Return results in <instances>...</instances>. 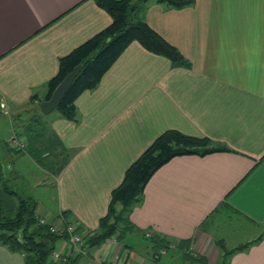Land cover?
I'll return each instance as SVG.
<instances>
[{"label": "crops", "instance_id": "1", "mask_svg": "<svg viewBox=\"0 0 264 264\" xmlns=\"http://www.w3.org/2000/svg\"><path fill=\"white\" fill-rule=\"evenodd\" d=\"M139 16L191 67L174 65L134 40L98 86L76 99L77 121L59 112L46 118L54 141L36 149L29 138L28 151L19 152L43 168L36 184L51 179L56 187L55 209L39 217L59 222L68 212L84 230L97 231L128 167L161 133L176 129L230 151L176 156L160 167L133 207L136 228L187 243L204 258L195 264L219 263L218 239L234 248L262 235L233 253L229 264H264V0H194L179 9L150 0ZM112 21L95 0H0V105L13 112L29 102L40 106L60 58ZM33 119L12 115L14 132L22 128L28 138ZM44 150L52 153L49 162L39 156ZM15 166V175L23 176ZM0 199L16 204L1 188ZM173 248L155 260L151 253L159 249L149 244L109 239L90 249L60 245L65 254L81 253L79 264H99L117 254L125 264L181 262ZM0 264L26 262L0 244Z\"/></svg>", "mask_w": 264, "mask_h": 264}, {"label": "trees", "instance_id": "2", "mask_svg": "<svg viewBox=\"0 0 264 264\" xmlns=\"http://www.w3.org/2000/svg\"><path fill=\"white\" fill-rule=\"evenodd\" d=\"M148 1L150 0H95L98 6L111 15L113 21L108 27L75 48L68 55L60 58L58 73L48 83V92L44 97L46 100L51 97L55 88L67 74L76 66L82 65L62 100L60 108L56 110L61 116L72 121L78 120L76 99L84 91L98 86L103 75L134 40L147 50L167 57L174 65L191 67V62L175 45L167 41L143 17L139 16V11L145 7ZM155 1L166 7L176 9L194 3V0ZM38 117L33 119L27 128L29 129L27 131L28 140L30 138L29 143L32 139H38V134L32 133L35 130V121L40 122V116ZM53 141L51 138V143ZM218 151H230V148L223 144H216L209 138L188 135L176 129H168L161 133L128 167L122 183L112 191L107 214L100 218L98 230L90 232L91 235L84 243L87 249L100 246L113 238L125 242L128 235L139 232L142 237L149 240V245L152 248L159 249L152 252L151 257L158 251L167 252L174 247L173 249L181 254L184 264L203 262L204 258L193 254L187 243H174V241L160 234L147 237V231L140 232L136 228L131 219V213L134 205L142 201L145 187L153 174L171 159L176 156L191 154L203 156ZM62 165L59 164L58 167H62ZM2 166L0 162V188L8 195L15 196L18 203L15 202V206L9 207L0 199V244L23 254L26 264H79L81 253L69 255L67 262L51 259V254L60 238V235L51 230L54 222L41 223V218L37 213L38 202L36 199L32 196H21L12 189L7 184ZM61 217L66 221L70 220L68 219V212L61 213ZM261 239L262 235L252 242H246L234 248H228L223 240L218 239L217 243L222 252L218 264H229L233 253L245 250L252 243ZM124 246L126 247L127 244Z\"/></svg>", "mask_w": 264, "mask_h": 264}, {"label": "rangeland", "instance_id": "3", "mask_svg": "<svg viewBox=\"0 0 264 264\" xmlns=\"http://www.w3.org/2000/svg\"><path fill=\"white\" fill-rule=\"evenodd\" d=\"M0 108L6 111V113H2V114L0 113V162L3 165L2 167H3L5 178L7 180V184L12 189L16 190L18 194H20L21 196L34 197L36 201H38L40 204L38 211H37L38 215H40L41 212L43 211H46L49 209H55V206L57 205V194H56V187L54 185V181L50 179V181H47V183L44 185L36 184L38 179H41L40 177H43V174H44L43 173L44 171H42L43 168H41L40 165L35 164L34 163L35 161H33L34 160L33 157H32L33 159L32 160L31 156H29L28 154L19 153V152L17 153V152L10 150L5 140L9 136H12V134L14 133V130H13L14 127L12 124V122L14 121H12V115L21 114L22 118L25 120L23 122H28L29 118H32V117L39 118L38 116H40V122L37 123L35 121V125H34L35 130H33L32 132V133L38 134V139L37 138L36 140L34 139L36 141L35 143L36 149L39 143L45 146L50 145L51 144L50 140L52 138V135L49 131V125L47 124L44 125L43 123L46 118L47 119L49 118V116L58 114V111L55 110L49 114H46L42 111L38 103H32V102H29L25 105L18 107L17 110L14 112L7 109V106H5V104H1ZM16 133L19 135H23V136L25 135L23 133L22 128H19V131H17ZM28 149L29 148H27L26 150L28 151ZM46 151L48 150H44V153H40L39 156L42 159L44 158L43 159L44 162H49L50 160H52V153L50 151L49 152H46ZM18 160H19V163H18ZM18 164H19V167H21L22 169L21 174H23V176H20V177L16 176L13 171L14 166L15 165L17 166ZM42 164H45V163H42ZM43 166L45 167V165ZM43 182L44 180L42 181V183ZM11 197H12V200L18 203V200L15 196H11ZM55 219H56L55 217H52V219H49V220L50 222H53ZM125 241L131 244L133 243V244H139V245L140 244L141 245L150 244L149 240L145 239L141 235H137L136 233H132L128 235ZM161 256H163V254ZM182 262L183 260H181V262L177 260L175 264H182Z\"/></svg>", "mask_w": 264, "mask_h": 264}, {"label": "built area", "instance_id": "4", "mask_svg": "<svg viewBox=\"0 0 264 264\" xmlns=\"http://www.w3.org/2000/svg\"><path fill=\"white\" fill-rule=\"evenodd\" d=\"M9 146L15 151H26L28 147V140L22 135L14 132L9 138ZM50 220L48 218H41V223H48ZM51 230L60 235L57 242L55 250L51 254V259L53 261H63L67 262L69 254H65L61 249L60 245L62 242L71 244L72 246L83 245L87 238L91 235L89 231L84 230L82 226L73 220H64L63 218L59 222L52 223ZM154 233L152 231H147L146 236L151 237ZM65 235H67L65 237ZM115 239V238H113ZM165 251L161 250L153 255L154 259H158ZM99 264H125V258L121 254H117L116 257L110 261L101 260Z\"/></svg>", "mask_w": 264, "mask_h": 264}, {"label": "water", "instance_id": "5", "mask_svg": "<svg viewBox=\"0 0 264 264\" xmlns=\"http://www.w3.org/2000/svg\"><path fill=\"white\" fill-rule=\"evenodd\" d=\"M82 65L76 66L65 78L58 84V86L53 91L51 97L47 100H43L40 103V108L46 114H49L60 108L61 102L64 99L66 93L70 89L74 79L76 78L79 69Z\"/></svg>", "mask_w": 264, "mask_h": 264}]
</instances>
